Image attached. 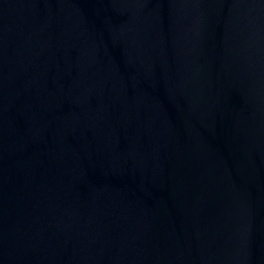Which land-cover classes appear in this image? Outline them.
I'll list each match as a JSON object with an SVG mask.
<instances>
[{
  "label": "water",
  "instance_id": "water-1",
  "mask_svg": "<svg viewBox=\"0 0 264 264\" xmlns=\"http://www.w3.org/2000/svg\"><path fill=\"white\" fill-rule=\"evenodd\" d=\"M0 264H264V0H0Z\"/></svg>",
  "mask_w": 264,
  "mask_h": 264
}]
</instances>
